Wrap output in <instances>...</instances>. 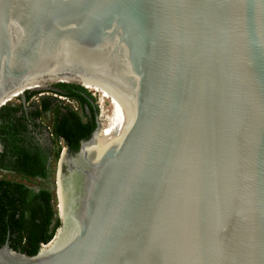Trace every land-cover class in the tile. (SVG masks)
Masks as SVG:
<instances>
[{"label": "water", "instance_id": "obj_1", "mask_svg": "<svg viewBox=\"0 0 264 264\" xmlns=\"http://www.w3.org/2000/svg\"><path fill=\"white\" fill-rule=\"evenodd\" d=\"M42 79L101 82L117 132L65 149L54 239L0 264H264V0H0V110Z\"/></svg>", "mask_w": 264, "mask_h": 264}, {"label": "trees", "instance_id": "obj_2", "mask_svg": "<svg viewBox=\"0 0 264 264\" xmlns=\"http://www.w3.org/2000/svg\"><path fill=\"white\" fill-rule=\"evenodd\" d=\"M51 82L43 86L47 88ZM39 84L40 80L30 86L39 87ZM50 87L48 91L28 89L25 102L20 98V105L8 104L1 108L0 172L27 181H46L51 177L52 160L60 158L61 148L55 149V146L63 142L71 152H78L81 143L90 139L97 129L99 111L85 85L56 82ZM38 96L40 99L33 101ZM59 97L77 103L80 111ZM50 113L53 114L49 130L53 145L44 148L37 140L36 129L41 126L39 121ZM56 207L52 191H37L14 179L0 178V248L9 244L16 252L36 256L42 245L54 239L61 226Z\"/></svg>", "mask_w": 264, "mask_h": 264}, {"label": "rangeland", "instance_id": "obj_3", "mask_svg": "<svg viewBox=\"0 0 264 264\" xmlns=\"http://www.w3.org/2000/svg\"><path fill=\"white\" fill-rule=\"evenodd\" d=\"M52 83H48V87L51 86ZM44 81H40L39 87H37V89L42 88L45 91H48L47 88H45L46 86H43ZM96 85V86H95ZM87 87L89 89V91L92 93V97L95 99V103L102 105V112L105 111V114L107 113V111L109 112V114L112 112V99L110 97V95L108 93H106V90H103L102 86H99L96 82H91V83H87ZM51 88V87H50ZM49 94H42L41 96H48ZM55 96V95H54ZM18 97V96H17ZM16 98V97H15ZM12 98V103L13 105H20L22 102L20 101V98ZM38 99H40V96H38L37 98H34L33 101H37ZM67 105H71L74 109H80L79 105L75 102L72 101H66L64 102ZM53 122V114L50 113L48 115H46L41 123L43 124V126L45 127L46 131L50 128V126L52 125ZM58 147L61 148V154H60V158L62 156V154L64 153V145L63 144H58L57 147L55 146V149H57ZM60 158L55 160L53 159L51 162V177L46 180H31V181H27V180H22L19 177H16L14 175L11 174H7V173H2L0 172V178H7V179H14L15 181H19L22 183H25L26 185H28L29 187L40 191L42 189H46V190H50L54 193L55 196V201H56V208H58V200H57V195H56V177H57V172L59 169V162H60ZM60 208V207H59ZM58 211V210H57Z\"/></svg>", "mask_w": 264, "mask_h": 264}, {"label": "bare ground", "instance_id": "obj_4", "mask_svg": "<svg viewBox=\"0 0 264 264\" xmlns=\"http://www.w3.org/2000/svg\"><path fill=\"white\" fill-rule=\"evenodd\" d=\"M36 81H38V80H36ZM36 81L28 82L24 86V88H22L20 91H18V94H15L16 96H12V98L17 97V95H19L21 92H24V91H26L28 89H35L36 90L37 89L36 86H32V87L30 86L33 83H35ZM40 81H44V83H45V82H48V81H51V80L42 79ZM52 81H54V80H52ZM97 84L99 86H102L103 90H106V88L103 86V84L101 82L97 83ZM85 86L88 89L87 84H85ZM105 92L108 93L107 90ZM102 114H103L102 115L103 131H102L99 139L110 144L111 141L113 140L116 132H117V109H116L114 103L112 102V112L110 114H109L108 111H107L106 114H105V111H103ZM58 187H59L58 188V196H57V198L59 200L58 206L60 207V211H61L62 217L65 218V212H66V209L68 207L67 190H63L62 185L60 183H59ZM53 246H51L50 248H52Z\"/></svg>", "mask_w": 264, "mask_h": 264}, {"label": "flooded vegetation", "instance_id": "obj_5", "mask_svg": "<svg viewBox=\"0 0 264 264\" xmlns=\"http://www.w3.org/2000/svg\"><path fill=\"white\" fill-rule=\"evenodd\" d=\"M93 104L96 106V103L95 101H93ZM71 106V105H70ZM97 108V107H96ZM75 111H80V109H75ZM42 121V120H41ZM41 121H39V124L41 125L39 129H36L37 130V133H40V134H37L36 133V137H37V140L42 144V146L44 148H47V147H51L53 144H52V136L49 132V130H51L50 128L46 131L45 127L43 126V124L41 123ZM34 127L31 125L30 127V130H33ZM35 134V133H33ZM61 144H64L63 142H61ZM66 147V146H65ZM3 148V146H2ZM3 150V149H2Z\"/></svg>", "mask_w": 264, "mask_h": 264}, {"label": "clouds", "instance_id": "obj_6", "mask_svg": "<svg viewBox=\"0 0 264 264\" xmlns=\"http://www.w3.org/2000/svg\"><path fill=\"white\" fill-rule=\"evenodd\" d=\"M86 88V87H85ZM87 89V88H86ZM88 90V89H87ZM89 91V90H88ZM90 92V91H89ZM92 94V93H91ZM55 97H57V96H55ZM63 98V97H62ZM60 99V98H59ZM66 99V98H65ZM62 100V99H61ZM68 100V99H67ZM95 100V99H94ZM70 101V100H69ZM65 102V101H64ZM96 107L98 108V111L101 113V111H102V105H100V103L99 104H97L96 103ZM64 148L66 149L67 147H65L64 146ZM65 151V150H64ZM57 214H58V212H57Z\"/></svg>", "mask_w": 264, "mask_h": 264}, {"label": "built area", "instance_id": "obj_7", "mask_svg": "<svg viewBox=\"0 0 264 264\" xmlns=\"http://www.w3.org/2000/svg\"><path fill=\"white\" fill-rule=\"evenodd\" d=\"M56 96V95H55ZM60 99H62L63 101H68L69 102V100H67V99H65V98H62V97H59ZM67 105V104H66ZM101 114H102V111H101ZM103 115V114H102ZM64 150H65V148H64Z\"/></svg>", "mask_w": 264, "mask_h": 264}]
</instances>
